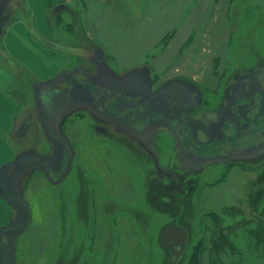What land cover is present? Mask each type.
<instances>
[{
  "label": "rangeland",
  "instance_id": "obj_1",
  "mask_svg": "<svg viewBox=\"0 0 264 264\" xmlns=\"http://www.w3.org/2000/svg\"><path fill=\"white\" fill-rule=\"evenodd\" d=\"M23 1L0 0V50ZM96 1L100 31L68 0L37 36L62 67L35 79L8 136L17 158L0 183L17 212L0 264H165L169 223L189 232L178 264H264V0ZM49 86L71 97L58 122L70 155L43 124ZM95 88L117 94L104 112ZM123 99L149 106L117 112ZM228 108L255 122L235 154L217 146ZM165 118L184 122L180 139Z\"/></svg>",
  "mask_w": 264,
  "mask_h": 264
},
{
  "label": "crops",
  "instance_id": "obj_2",
  "mask_svg": "<svg viewBox=\"0 0 264 264\" xmlns=\"http://www.w3.org/2000/svg\"><path fill=\"white\" fill-rule=\"evenodd\" d=\"M65 2L68 0H24V14L15 18L2 35L0 50V181L12 171L13 167L10 168V166H14L12 163L17 158L14 149L11 148L8 136L24 112L25 101H28L32 91L35 92L36 87L40 86L35 84V79L39 76L41 81H48L62 67L61 58L47 52L48 50L46 51L45 46L38 41L37 36L38 38L40 35L50 36L46 12L49 7ZM84 2L88 8L90 19L99 30L98 17H101L104 3L96 0H84ZM100 37H102L101 34ZM110 41L112 40L110 39ZM117 41L116 37L115 43ZM20 75L25 76L23 80H20ZM4 78H8L7 83H4ZM9 78L18 79L22 85L21 88L17 90ZM15 209L9 195L2 189L0 183V236L8 230L6 228L14 221L17 212Z\"/></svg>",
  "mask_w": 264,
  "mask_h": 264
},
{
  "label": "water",
  "instance_id": "obj_3",
  "mask_svg": "<svg viewBox=\"0 0 264 264\" xmlns=\"http://www.w3.org/2000/svg\"><path fill=\"white\" fill-rule=\"evenodd\" d=\"M98 93L103 96L100 102L101 106L104 98L115 96L114 93L95 88L93 91L94 97H97ZM39 100L42 105L45 130L50 138L57 139L59 137L58 122L70 103L68 88L50 87L42 89L39 91ZM166 122L172 123L170 120H166ZM60 142L63 143L62 140ZM188 238L189 232L186 227L176 223H169L165 226L160 234V244L169 253L165 264L179 263L186 250Z\"/></svg>",
  "mask_w": 264,
  "mask_h": 264
},
{
  "label": "flooded vegetation",
  "instance_id": "obj_4",
  "mask_svg": "<svg viewBox=\"0 0 264 264\" xmlns=\"http://www.w3.org/2000/svg\"><path fill=\"white\" fill-rule=\"evenodd\" d=\"M185 87L188 88V92L191 91V89H190V87L188 85H186ZM49 88H50V86H49ZM63 88H61V89H63ZM186 88H184L183 90L186 93H188L186 91ZM100 90H106V89H100ZM106 91H108V90H106ZM177 91H181V90L177 88ZM108 92L109 93H114L115 96L114 97L104 98V100L102 102V106L100 105V102L103 99V96H102L101 93H98V95H97L99 100L95 101V105L98 104L103 112L107 110V104L109 103V101L110 100H114V99L117 98V94L115 92H110V91H108ZM68 95L70 97L69 92H68ZM97 97H95V98H97ZM70 102H71V97H70ZM262 102H263V98L261 97V99L259 100V103H262ZM139 105H142L143 107H148L149 103L140 102L137 99H123L121 101H118L114 105V110H116L117 112H124V110L127 111L129 108H137ZM261 105L264 106L263 104H261ZM230 109L231 108H228L226 111H224V118L223 119L225 120L226 123L223 122L224 123L223 124V128H222V130L220 132H218V135H217L216 138H217V141H218L217 146L220 149L221 148L225 149V152L228 153V154H230V153L235 154L236 152H238V150H237L236 145H234V142H239V140H241L243 137H247V138L252 140L256 136V129L253 127L255 125L254 124L255 122L252 119H246L241 114H236L237 112H232ZM249 112H251V111L249 110ZM121 118H123L122 121H124L127 124L129 129H131L132 126H131L130 120L125 119L124 117H121ZM166 120H170L172 123L169 124V123L166 122ZM140 121H143V118H140ZM164 122L167 125H172V124L175 125L173 128H175L176 133H177V135L179 136V139H180V136L183 133V131H182V123H184V122L173 123V120L170 119V118H165ZM185 136H184V139H185ZM57 139H58L59 143L64 147L66 155H70V153L73 154L72 153V148H70L68 146V144L63 139H60V138H57ZM60 140H62L63 143H61ZM222 143L227 144V147H223ZM192 152L197 153V150H193ZM226 157L228 158V157H230V155L226 156ZM39 162L45 168H47L48 165L46 163H44L42 161H39ZM64 170H65V172H67L68 171V167L65 166ZM192 189H193V186H190L187 189L185 198L189 197V193L191 192ZM180 203H181V200H180Z\"/></svg>",
  "mask_w": 264,
  "mask_h": 264
},
{
  "label": "trees",
  "instance_id": "obj_5",
  "mask_svg": "<svg viewBox=\"0 0 264 264\" xmlns=\"http://www.w3.org/2000/svg\"><path fill=\"white\" fill-rule=\"evenodd\" d=\"M196 258H197V255L196 256L195 255L192 256V260L195 261V262L197 261Z\"/></svg>",
  "mask_w": 264,
  "mask_h": 264
},
{
  "label": "bare ground",
  "instance_id": "obj_6",
  "mask_svg": "<svg viewBox=\"0 0 264 264\" xmlns=\"http://www.w3.org/2000/svg\"><path fill=\"white\" fill-rule=\"evenodd\" d=\"M184 255V254H183ZM180 262V261H179Z\"/></svg>",
  "mask_w": 264,
  "mask_h": 264
}]
</instances>
